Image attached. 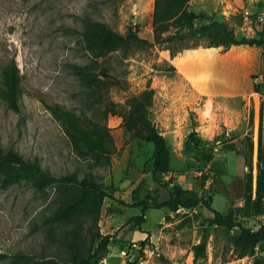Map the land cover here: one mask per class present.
Segmentation results:
<instances>
[{
	"label": "rangeland",
	"instance_id": "obj_1",
	"mask_svg": "<svg viewBox=\"0 0 264 264\" xmlns=\"http://www.w3.org/2000/svg\"><path fill=\"white\" fill-rule=\"evenodd\" d=\"M198 2L200 19L180 25L155 21L157 0H0V147L30 163L17 180L0 172V264H86L106 235L98 264H264V233L242 255L226 221L264 226V47L231 43L258 37L241 10L264 11V0ZM98 23L147 42L104 49ZM9 67L20 111L3 99ZM150 89L146 114L169 151L157 180L154 145L130 124ZM169 184L202 202L135 224L133 204L151 191L169 199Z\"/></svg>",
	"mask_w": 264,
	"mask_h": 264
},
{
	"label": "trees",
	"instance_id": "obj_2",
	"mask_svg": "<svg viewBox=\"0 0 264 264\" xmlns=\"http://www.w3.org/2000/svg\"><path fill=\"white\" fill-rule=\"evenodd\" d=\"M154 16L155 21L162 17H166L169 20L174 19V22H179L180 25L192 24L195 20L200 19V16L189 9V0H157ZM259 25L260 28H257L258 37L232 40L231 43L233 45H257L264 47V28L263 25ZM95 32L99 39H102V48L107 50L133 40L147 42L146 40L140 38L138 36V31L132 27L128 30V33L124 35L120 32L114 31L107 25L98 23L96 24ZM2 90L4 95L3 99L6 105L16 111H20L19 97L22 88L16 67H9L5 71L2 82ZM153 95L154 92L152 89L147 90L142 94L143 98L137 101L135 111L131 114L130 124L137 132H146L148 140L154 145L152 176L155 180H157L159 175L169 173L170 168L169 151L166 140L146 114L148 109L152 106ZM206 159L211 161V158ZM29 165L30 163L27 162L18 152L5 151L0 147V172L4 173L10 179L17 180L26 177V168ZM204 177V180L207 181L208 177ZM81 184L108 195L101 185L96 184L93 181L83 179L81 180ZM159 185L161 184L159 183ZM171 187H175V190H171ZM166 188L170 193V198L167 200H161L159 195L156 193L157 191H151L145 198L140 199L133 204V206L141 207L142 209L141 215L132 218V221L135 222V224L139 225L146 222L144 214L149 209L168 208L172 211H176L181 207H196L202 202V198L199 197L193 190L184 189L179 185L171 184L167 185ZM216 216L218 219H222V214L220 212H216ZM226 221L230 227H236V245L240 249L242 255H246L249 249L255 246L260 234L264 233V226L258 232H253L251 229L234 222L232 216H228ZM109 241L110 236H104L95 252L92 255L83 258L81 263L90 264L91 260L95 259V263L98 264L101 256L104 254L109 245ZM7 257H9V255L0 253V260L6 259Z\"/></svg>",
	"mask_w": 264,
	"mask_h": 264
},
{
	"label": "built area",
	"instance_id": "obj_3",
	"mask_svg": "<svg viewBox=\"0 0 264 264\" xmlns=\"http://www.w3.org/2000/svg\"><path fill=\"white\" fill-rule=\"evenodd\" d=\"M241 13H242L244 19L247 22H249L250 25H252L254 22H256V23L263 25V28H264V11L255 12V11L246 7V8H243L241 10ZM263 79L264 78L262 75H255V82L256 83H259V84L262 83ZM202 174H203V172H198V175H202ZM138 247H141V246H138L137 243L131 244L130 251L129 250L128 251L123 250V255H125V256L130 255L132 253V251Z\"/></svg>",
	"mask_w": 264,
	"mask_h": 264
},
{
	"label": "crops",
	"instance_id": "obj_4",
	"mask_svg": "<svg viewBox=\"0 0 264 264\" xmlns=\"http://www.w3.org/2000/svg\"><path fill=\"white\" fill-rule=\"evenodd\" d=\"M203 1H206V0H201V2H198V3H202ZM136 7H138V4H136ZM256 12V11H255ZM258 12H261V11H258ZM139 23H147V25H146V27H141V29L142 30H145V31H148V29H149V25H148V22H147V20H144V22H142V18L140 19V21H139ZM143 32V31H142ZM141 32V33H142ZM235 46V45H234ZM213 47H211V48H206V50H201V53L203 54V58L205 59L206 58V56L207 55H204L205 53L207 54L211 49H212ZM202 49V48H201ZM208 92V91H207ZM209 93V92H208Z\"/></svg>",
	"mask_w": 264,
	"mask_h": 264
},
{
	"label": "water",
	"instance_id": "obj_5",
	"mask_svg": "<svg viewBox=\"0 0 264 264\" xmlns=\"http://www.w3.org/2000/svg\"><path fill=\"white\" fill-rule=\"evenodd\" d=\"M171 190H175V187H171Z\"/></svg>",
	"mask_w": 264,
	"mask_h": 264
}]
</instances>
